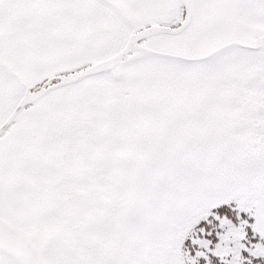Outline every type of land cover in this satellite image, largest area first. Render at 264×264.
<instances>
[{
	"label": "snow or ice",
	"instance_id": "6c2138e0",
	"mask_svg": "<svg viewBox=\"0 0 264 264\" xmlns=\"http://www.w3.org/2000/svg\"><path fill=\"white\" fill-rule=\"evenodd\" d=\"M0 264H264V0H0Z\"/></svg>",
	"mask_w": 264,
	"mask_h": 264
}]
</instances>
